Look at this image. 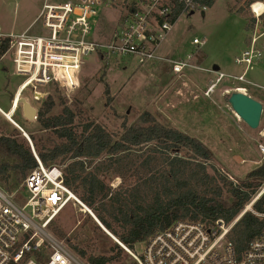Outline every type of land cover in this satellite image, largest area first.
<instances>
[{"label": "rangeland", "instance_id": "374dc122", "mask_svg": "<svg viewBox=\"0 0 264 264\" xmlns=\"http://www.w3.org/2000/svg\"><path fill=\"white\" fill-rule=\"evenodd\" d=\"M41 3L42 0H0V32H21L36 17ZM250 4L246 0H214L206 6L203 15L200 10H194L178 17L161 44L159 53L173 57L191 53L199 68H186L182 76L172 75L167 70V63L163 61L127 54L102 57L91 52L82 57L80 68L75 74L78 79L76 87L60 89L49 85L23 90L19 94V91L16 93V86L24 75L15 73L10 53H4L0 57V108L5 111L3 114L0 112L2 131L14 133V127L18 129V126H22L28 137L32 133L46 147L56 141L48 127L41 126L37 118L28 120L22 116L21 104L17 102L19 97H24L38 109V117L46 122L51 121L54 126L59 124L60 116L69 110L76 122L92 121L112 134L122 130V123L131 124L146 111L155 120L200 139L213 151L214 166L236 181L248 170L264 162V150L259 149V143L264 148V24L260 17H254ZM240 6L255 18L253 28L248 31L244 28V16L237 11ZM109 15L111 17H108V21L101 20L94 28L92 34L99 39L105 38L106 32L117 20L114 11ZM38 27L39 23H36L32 31ZM42 33L48 32L43 29ZM252 36L257 37L256 44L263 56L246 67L244 63H237L235 57L246 48ZM193 37L203 41L198 48L192 44ZM214 66L226 76L209 97H204L201 93L209 79L216 77L205 69L213 70ZM240 74H244L246 81H232L229 78ZM238 86L244 87L247 94L262 103L261 118L256 129L249 128L239 120L224 101L223 95ZM34 90L40 95L39 100L33 98ZM197 94L198 97H195ZM14 98L15 111L13 108L6 111ZM12 112L21 126L9 121L13 120ZM20 134L23 135L21 131ZM27 143L29 145L28 141ZM131 181L129 178L122 185L127 186ZM104 182L115 188L121 183V179L106 177ZM72 193L78 198L77 194ZM26 197L27 193L24 191L19 203ZM248 208L250 204L245 206V209ZM51 223L65 235V239L77 245L85 240V228L91 223L98 225L75 201H69ZM48 229L54 235L50 227ZM65 239L61 240L65 242ZM113 239L116 240V237L113 236ZM113 239L110 236L105 238L106 246L117 244ZM142 247L143 242H137L133 249L139 253ZM125 261L126 264L130 262L127 253Z\"/></svg>", "mask_w": 264, "mask_h": 264}, {"label": "built area", "instance_id": "2783aa9c", "mask_svg": "<svg viewBox=\"0 0 264 264\" xmlns=\"http://www.w3.org/2000/svg\"><path fill=\"white\" fill-rule=\"evenodd\" d=\"M205 8L200 0H42L36 17L21 32H0V44L6 46L2 55L10 53L15 73L24 75L16 86V93L19 91L20 94L23 90L49 85L60 89L76 87L75 74L82 57L91 52L102 57L127 54L163 61L172 75L182 76L186 68H199L193 55H162L160 46L181 14L204 11ZM250 9L259 19L264 12V3L253 1ZM113 11L117 15L113 27L106 32L105 38H97L92 34L95 26L101 20L108 21ZM36 23L39 27L32 31ZM43 29L48 33L43 34ZM256 38L252 36L246 48L235 57L237 63L247 67L263 56ZM202 43V40L192 38L193 46L198 48ZM205 71L216 75L209 79L201 93L209 97L226 75L218 70ZM229 78L246 81L244 74ZM240 88L245 91L244 87L235 89ZM32 95L35 100L40 99L37 91L34 90ZM14 101L15 98L8 111L11 108L15 111ZM35 110L34 119L39 114L37 108ZM17 128L27 135L21 127ZM28 141L36 166L12 191L0 186V264H87L48 229L50 221L69 201L84 205L64 183L66 164L45 166L30 139ZM259 149L264 150L260 143ZM263 190L264 187L256 197ZM24 191L27 197L20 204ZM88 213L94 216L90 211ZM260 216L264 220V213ZM229 228L230 224L221 219H217L213 227L177 220L143 241L139 253L118 239L115 242L129 255L128 264H264V221L262 229L240 254L226 238Z\"/></svg>", "mask_w": 264, "mask_h": 264}, {"label": "trees", "instance_id": "16d2710c", "mask_svg": "<svg viewBox=\"0 0 264 264\" xmlns=\"http://www.w3.org/2000/svg\"><path fill=\"white\" fill-rule=\"evenodd\" d=\"M213 1L200 0L206 6ZM237 11L245 18V30L252 29L255 18L243 6ZM260 19L264 24V12ZM5 49L0 44V56ZM12 119L21 126L13 115ZM37 120L56 139L46 147L28 134L41 162L45 166L66 162L64 183L129 248L177 220L210 227L221 219L230 224L226 238L240 254L262 229L264 190L256 195L264 187V162L233 181L214 166L213 151L200 139L146 111L137 121L122 123V130L114 134L92 121L76 122L69 110L57 126L41 117ZM14 130L4 133L0 127V186L7 191L36 166L26 139ZM106 177H119L121 183L111 188ZM129 178L132 181L123 186ZM247 204L250 208L245 209ZM48 227L65 239L51 221ZM84 233L81 245L67 238L65 243L87 264H126V252L116 243L106 246L108 236L98 225L91 223Z\"/></svg>", "mask_w": 264, "mask_h": 264}, {"label": "water", "instance_id": "95a60500", "mask_svg": "<svg viewBox=\"0 0 264 264\" xmlns=\"http://www.w3.org/2000/svg\"><path fill=\"white\" fill-rule=\"evenodd\" d=\"M201 14L203 15V11H201ZM223 98L226 104L229 106L230 110L239 120L244 122L251 129H256L258 127L263 109L262 103L259 100L251 97L249 94H247L246 91H241L238 89H234L230 92L225 93L223 95ZM17 102L21 104L22 116L28 120L34 119L35 108L24 97H19L17 99ZM23 135L28 141L29 137L25 134ZM85 207L87 208V206ZM94 220L108 236L112 235L101 225V223L97 220L96 217Z\"/></svg>", "mask_w": 264, "mask_h": 264}, {"label": "bare ground", "instance_id": "6f19581e", "mask_svg": "<svg viewBox=\"0 0 264 264\" xmlns=\"http://www.w3.org/2000/svg\"><path fill=\"white\" fill-rule=\"evenodd\" d=\"M260 7H262V6H260ZM254 8L257 9V5H254ZM256 11H258V10H256ZM9 121H10L12 124H15V123H16L14 120H9ZM16 127H17V125H16ZM18 127H19V126H18ZM81 203H82V202H81ZM82 204H83V203H82ZM82 207L84 208L85 211H88V212L90 211V212H91V210H90L88 207L86 208V207H84V205H83ZM91 213H92V212H91ZM92 214H93V213H92ZM93 218L95 219V217H93ZM110 235H111V234H110ZM110 237H112V239H113V236H112V235H111Z\"/></svg>", "mask_w": 264, "mask_h": 264}, {"label": "crops", "instance_id": "0c3cea01", "mask_svg": "<svg viewBox=\"0 0 264 264\" xmlns=\"http://www.w3.org/2000/svg\"><path fill=\"white\" fill-rule=\"evenodd\" d=\"M248 43H249V41L247 42V45H248ZM166 55V54H165ZM213 70H217L218 69V67L217 66H214L213 68H212ZM20 94V93H19ZM6 111H8V110H6ZM2 112H5V111H3L2 110ZM92 212V211H91ZM94 215V214H93Z\"/></svg>", "mask_w": 264, "mask_h": 264}, {"label": "flooded vegetation", "instance_id": "af4514ba", "mask_svg": "<svg viewBox=\"0 0 264 264\" xmlns=\"http://www.w3.org/2000/svg\"><path fill=\"white\" fill-rule=\"evenodd\" d=\"M10 103H11V101H10ZM38 110V109H37ZM35 112H36V110H35ZM22 114V113H21ZM37 118H38V114H37Z\"/></svg>", "mask_w": 264, "mask_h": 264}]
</instances>
